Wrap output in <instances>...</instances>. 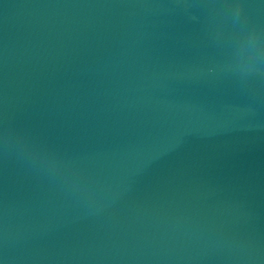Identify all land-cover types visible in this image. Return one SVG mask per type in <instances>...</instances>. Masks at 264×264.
I'll return each instance as SVG.
<instances>
[{"label": "water", "instance_id": "95a60500", "mask_svg": "<svg viewBox=\"0 0 264 264\" xmlns=\"http://www.w3.org/2000/svg\"><path fill=\"white\" fill-rule=\"evenodd\" d=\"M0 264H264V0H0Z\"/></svg>", "mask_w": 264, "mask_h": 264}]
</instances>
